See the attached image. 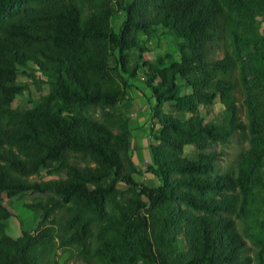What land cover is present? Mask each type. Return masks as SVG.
<instances>
[{"label":"trees","instance_id":"trees-1","mask_svg":"<svg viewBox=\"0 0 264 264\" xmlns=\"http://www.w3.org/2000/svg\"><path fill=\"white\" fill-rule=\"evenodd\" d=\"M259 17L264 0H0V264H58V250L84 264H264ZM159 29L177 60L144 58ZM26 69L48 87L13 107ZM129 80L153 100L155 186L136 178ZM236 134L248 147L220 172L217 147ZM43 172L57 177L31 178ZM32 193L36 226L12 237L3 199Z\"/></svg>","mask_w":264,"mask_h":264},{"label":"rangeland","instance_id":"rangeland-1","mask_svg":"<svg viewBox=\"0 0 264 264\" xmlns=\"http://www.w3.org/2000/svg\"><path fill=\"white\" fill-rule=\"evenodd\" d=\"M120 19L116 22V27L120 24ZM260 22L259 31L264 34V18L259 17ZM147 50L143 53L145 59L155 60L157 57H163L165 54H170L177 60L178 53L174 48V40L170 33L159 29L156 34L146 42ZM217 56H221V53H217ZM34 76V77H33ZM233 76L238 77L237 71H234ZM130 81V87L128 89V97L132 99L129 108L127 109L126 116L129 118V124L131 133L129 137L130 148L133 156L135 157L141 173L136 176L137 180L144 182L150 186L157 185V180L148 173L144 172V169L151 161L149 143L150 136L149 131L152 125V119L150 117V110L153 103L149 92L144 85L138 81ZM18 84L24 89L15 97L12 102L13 107L27 108L35 106L40 101V96L45 93L47 84L45 77L39 72L32 70H25L20 74L17 80ZM238 104L241 107V118L246 121V114L243 105V92L240 87L236 91ZM222 111V105L216 103L206 111L201 108V114L205 116L206 120L212 117L218 116ZM176 117L181 119L187 118L188 113H175ZM248 147V142L245 137L236 134L225 145H219L217 150L220 151V158L217 160V169L220 172L223 171H235L237 156L241 151ZM185 156L191 159L196 158V150L194 147H186L184 151ZM50 179L57 176H47L42 173L41 176L31 177L33 179ZM120 188H124L123 184H118ZM35 196L38 194H25L22 197H4V204L12 211L13 216L7 220L6 233L12 237H18L21 235L22 229L32 230L36 226V216L34 212L26 208V204L32 202ZM56 260L58 264H84V262L73 256L69 251L58 250Z\"/></svg>","mask_w":264,"mask_h":264},{"label":"crops","instance_id":"crops-1","mask_svg":"<svg viewBox=\"0 0 264 264\" xmlns=\"http://www.w3.org/2000/svg\"><path fill=\"white\" fill-rule=\"evenodd\" d=\"M133 158H134V160H135V157L133 156ZM135 162H136V160H135ZM137 164V163H136ZM138 166V165H137ZM156 179V178H155ZM158 183V182H157Z\"/></svg>","mask_w":264,"mask_h":264}]
</instances>
